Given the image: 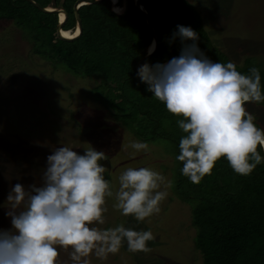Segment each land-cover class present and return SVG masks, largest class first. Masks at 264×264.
Masks as SVG:
<instances>
[{
    "label": "clouds",
    "instance_id": "9594fccd",
    "mask_svg": "<svg viewBox=\"0 0 264 264\" xmlns=\"http://www.w3.org/2000/svg\"><path fill=\"white\" fill-rule=\"evenodd\" d=\"M177 37L182 44L178 57L167 64L145 62L137 76L169 113L181 117L177 124L185 135L176 159L183 164L182 174L199 183L224 157L235 173L249 175L264 161L258 151L264 150V129L246 107L264 103L259 69L242 74L231 61L213 62L198 47L199 35L190 26L177 25L172 39ZM130 147L135 153L149 148L139 141ZM107 159L92 147L83 154L58 147L47 156L40 186H12L5 213L11 228L0 229V264H58V247L71 249L73 264H88L92 255L106 260L125 245L134 253L150 252L148 242L155 240L151 230L93 225L105 223L110 197L115 209L138 222L159 214L173 181L148 167H130L114 192L105 179L108 169L100 163Z\"/></svg>",
    "mask_w": 264,
    "mask_h": 264
},
{
    "label": "rangeland",
    "instance_id": "374dc122",
    "mask_svg": "<svg viewBox=\"0 0 264 264\" xmlns=\"http://www.w3.org/2000/svg\"><path fill=\"white\" fill-rule=\"evenodd\" d=\"M186 1L199 12L211 43L231 62L241 65L247 59L264 69V0ZM97 82L53 65L33 51L21 27L0 18V229L11 228L5 213L12 186H40L47 156L58 147L67 146L79 154L89 147L105 152L108 159L100 163L108 169L104 175L114 192L119 176L130 167H148L173 181V142L169 137L143 141L131 134L90 93ZM247 108L264 129V107L249 103ZM132 141L147 143L148 151L135 153ZM166 190L159 214L143 222L122 215L113 207L115 198H107L105 223L95 227L123 224L137 231L151 230L155 240L148 242L150 252L134 253L125 245L106 260L90 256L88 264H202L194 244L191 206L175 195L173 186ZM58 251V264H73L70 248L58 247Z\"/></svg>",
    "mask_w": 264,
    "mask_h": 264
},
{
    "label": "trees",
    "instance_id": "16d2710c",
    "mask_svg": "<svg viewBox=\"0 0 264 264\" xmlns=\"http://www.w3.org/2000/svg\"><path fill=\"white\" fill-rule=\"evenodd\" d=\"M33 1L45 7L49 3L56 6L60 0ZM74 1L61 0L66 13L63 30L74 26ZM121 3L122 0H117L118 5ZM139 3L157 37V48L148 58L149 64H161L180 55L182 44L178 37L172 39L177 25L190 26L198 33V47L213 62L230 61L211 43L199 12L186 0H139ZM110 7L108 0L80 5L77 13L81 31L72 40L55 36V13L41 12L26 0H0V18L21 27L32 41L33 51L50 59L53 65L75 75L98 79L89 88L90 93L123 127L143 141L169 137L177 157L179 141L185 135L177 124L181 117L169 113L147 91L134 70V64L151 42L144 17L135 9L133 0H126L122 14L114 13ZM236 66L242 74L256 67L247 59ZM259 71L264 92V69ZM260 105L264 107V103ZM258 151L263 157L262 150ZM175 163L173 190L191 206L194 244L202 264H264V161L245 176L235 173L222 157L211 175H205L199 183L182 174V162L175 158Z\"/></svg>",
    "mask_w": 264,
    "mask_h": 264
},
{
    "label": "water",
    "instance_id": "95a60500",
    "mask_svg": "<svg viewBox=\"0 0 264 264\" xmlns=\"http://www.w3.org/2000/svg\"><path fill=\"white\" fill-rule=\"evenodd\" d=\"M27 2H29L32 6H34L35 8H37L38 10H40L41 12H46V13H55V14H58L59 11L63 12L64 14V21L59 23L57 22L56 25H55V36L60 39V40H72L76 37H78V35L80 34V31H81V23H80V18L78 16V13H77V7H79L80 5L82 4H79V2L83 1L85 2L84 4H90V3H96V2H100L102 0H75L73 5H72V12H73V15H74V24L78 26L79 28V32L77 35L75 36H72L71 38H67V37H63L60 35V29L62 28L65 20H66V13L65 11L62 9V7L57 4L53 10H46L45 7H42L40 5H38L36 2H34L33 0H26ZM61 2V0H60ZM79 4V5H78ZM133 4H134V7L135 9L143 15L144 17V20H145V23H146V26L148 28V31L149 33L151 34V38L152 40L155 42V45H154V48L151 50V52L147 53L146 50L144 52V54L138 58V60L136 61V63L134 64V70L137 74V69L142 65L144 64L145 62L148 61V58L152 55V53L156 50L157 48V37H156V33L154 32L152 26H151V23H150V19H149V16L148 14L145 12V10L143 9V7L140 5L139 3V0H133ZM78 5V6H77ZM111 6V4H110ZM126 8V0H122V10L120 13L118 14H122L124 12ZM151 40V41H152ZM170 61V60H169ZM263 152V150H262ZM263 157H264V152H263Z\"/></svg>",
    "mask_w": 264,
    "mask_h": 264
},
{
    "label": "bare ground",
    "instance_id": "6f19581e",
    "mask_svg": "<svg viewBox=\"0 0 264 264\" xmlns=\"http://www.w3.org/2000/svg\"><path fill=\"white\" fill-rule=\"evenodd\" d=\"M109 2H110V4H111V10L113 11V12H115V13H120L121 12V10H122V6L121 5H118L117 4V0H109ZM85 2H83V1H81V2H79V4H84ZM78 4V5H79ZM51 5H46L45 6V9L46 10H53L54 9V7H50ZM61 11H59L58 12V14H57V19H58V22L59 23H61V22H63L64 21V18H63V20L61 19V17H62V15H63V12H61V14L59 15V13H60ZM78 32H79V28H78V26H77V24L75 25L74 24V26L71 28V29H66V30H63L62 28L60 29V35L61 36H63V37H67V38H71L72 36H75V35H77L78 34ZM153 40L149 43V45L146 47L147 48V50H146V52L147 53H149V52H151V50L154 48L153 47ZM169 62V60H166V61H164L163 63H161V64H167ZM148 63V62H147ZM263 152H264V150H263Z\"/></svg>",
    "mask_w": 264,
    "mask_h": 264
},
{
    "label": "crops",
    "instance_id": "0c3cea01",
    "mask_svg": "<svg viewBox=\"0 0 264 264\" xmlns=\"http://www.w3.org/2000/svg\"><path fill=\"white\" fill-rule=\"evenodd\" d=\"M61 3V2H60ZM60 3H59V5H60Z\"/></svg>",
    "mask_w": 264,
    "mask_h": 264
}]
</instances>
